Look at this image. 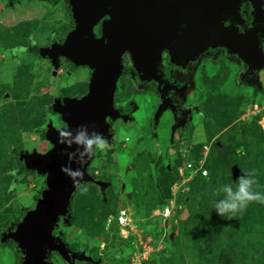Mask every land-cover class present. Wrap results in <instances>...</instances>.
Here are the masks:
<instances>
[{"label": "rangeland", "instance_id": "obj_1", "mask_svg": "<svg viewBox=\"0 0 264 264\" xmlns=\"http://www.w3.org/2000/svg\"><path fill=\"white\" fill-rule=\"evenodd\" d=\"M70 27L63 1L53 5L47 0H19L10 6L8 0H0V228L19 219L20 208H31L45 188L44 178L29 173L15 191H6L9 172L19 166L10 150H49L48 141L42 142L36 134L50 122L61 127L48 106L58 92L65 97L83 94L90 79L86 70L68 75L65 62L54 75L52 64L41 61L36 66L33 54L12 55L9 50L26 48L30 40L47 47L53 38H61L60 29ZM230 61L224 55L202 60L195 89L187 99L196 112L182 131L186 136L178 134L173 141L175 151L169 148L168 117H162L155 134L148 128L155 98L135 93L129 79L117 82L116 105L134 97L139 110L132 111L131 122L112 125L114 138L109 145L103 150L96 147L89 171L109 184L106 202L97 186L87 184L73 196L70 225L58 226L72 252H85L93 264H264V204L250 203L234 219L219 215L210 222L197 221L200 200L194 199L201 193L195 190L177 194L174 221L163 222L155 212L174 195L171 182L182 175L186 179L187 164L204 150L208 152L207 184L215 183L224 194L223 186L230 184L235 190L238 178L254 170L258 181L254 190L264 194V70L250 81L243 76L246 68ZM130 72H135L132 67ZM134 103L127 107L134 108ZM234 166L238 176L233 175ZM181 195L192 196L177 205ZM118 207L128 209L138 238L124 239L118 228L106 225L104 220ZM147 239L155 247L145 254ZM137 253L144 258L140 262ZM50 261L65 264L56 255ZM91 262L76 260L75 264ZM0 264H16L10 246H0Z\"/></svg>", "mask_w": 264, "mask_h": 264}, {"label": "water", "instance_id": "obj_2", "mask_svg": "<svg viewBox=\"0 0 264 264\" xmlns=\"http://www.w3.org/2000/svg\"><path fill=\"white\" fill-rule=\"evenodd\" d=\"M47 1L56 5L62 0ZM18 3L9 0L10 6ZM245 4L251 7L253 20L250 28L241 31L247 21ZM69 8L74 27L62 44H53L47 53L54 75L65 59L88 69L90 79L84 96L54 103L64 126L47 125L49 150L23 155V169L44 178L45 188L35 208L8 235L23 253L22 264H52L51 255L65 264L92 261L85 252H72L56 233L61 220L68 222L73 196L83 184L97 186L101 194L109 185L92 177L89 168L95 141L112 140V125L132 119L133 107L115 108L114 104L117 82L131 70L123 62L125 54L141 81L153 79L158 86L166 81L171 87L175 84L170 79L173 66L187 68L199 55L217 48L244 62L249 76L264 70V0H69ZM164 52L170 57L169 69L162 62ZM163 96L157 115L167 109ZM64 130L69 131L62 137L63 144L58 141ZM78 135L83 137L79 144L75 142ZM90 139L92 151L86 152L84 144ZM232 172L239 175L235 166Z\"/></svg>", "mask_w": 264, "mask_h": 264}, {"label": "flooded vegetation", "instance_id": "obj_3", "mask_svg": "<svg viewBox=\"0 0 264 264\" xmlns=\"http://www.w3.org/2000/svg\"><path fill=\"white\" fill-rule=\"evenodd\" d=\"M30 1H32V0H30ZM62 1L64 3L69 2V0H62ZM243 7L248 10V13H247V21H246V23L244 24V26L240 27L241 31H244V29L250 28L252 20H253L252 10H251L250 5L245 4ZM249 11H251V16H249ZM68 14H69V16L71 18V27L68 30L60 29L59 33L61 34V38L60 39L53 38L52 41L54 40V44H56V43L62 44L64 42L65 38H66V35L74 27L69 6H68ZM62 31H64V32H62ZM99 31H100L99 27H97L96 33L99 34ZM51 46L52 45H50V46L48 45L47 47H51ZM220 55H224V57L228 61L231 60L233 62V60H234V61L238 62L239 65H241L243 68H246V70H247V67H246L244 62L238 61L237 59H235V58H233L231 56H228L227 51L225 49L217 48L215 52L208 51L207 53H203V54L199 55V57L197 58V61L194 62V63H191L187 68H183V67H179V66H173V68L171 69V77H170V79H173L175 84L172 83V87H171V84L168 81H166L164 84H161V86H158V83L156 81H154L153 79L150 80V81H141L140 78H138L136 76L135 72L134 73L130 72L128 75H122L120 77V79L121 78L129 79V81L131 82L133 88L135 89V93H138L139 95L143 94V93H145V94L146 93H150L155 98L156 108L151 112V117H150V120L148 121V128L151 130L152 134H155L157 129H158L157 127L159 126L158 124H159L160 120L162 119V117H168V120H169V123H168V137H169V148H170V150L175 151V149L177 148V146H176L177 142H175V144H174L173 141L176 138L178 139V137H179L178 134H181V135L183 134L182 131L184 130L186 124L192 118L193 113L196 112V108L194 106L187 104V99L189 97L190 91L195 87L194 78H195V74H196V71H197L199 65L201 64L202 60L205 59V58H208V59H211V60H217V58H219ZM42 61H46L50 65L52 64L51 61L46 60V59H43ZM62 62H65L67 64V66H68V70H69L68 75L74 74L75 72H79V70H81V71L82 70H86V71H88V77H90V71L88 69L75 67L76 69L72 72V66H74V65L72 63L68 62L65 59H61V66H62ZM123 62L129 68L132 67V65H133V63H132V61L130 59V56L128 54H125L123 56ZM162 62H163L164 68L165 69H169L171 63H170L169 54L167 52L166 53L164 52L162 54ZM61 66H60V68H61ZM132 70H133V68H132ZM259 72L260 71H255L254 74L249 77L250 81L251 80L254 81L255 77L257 76V74ZM120 79H119V81H120ZM194 89H193V91H194ZM165 91H167V93ZM86 93H87V88H86V90H85V92L83 94H81L79 96H72L71 98H81ZM162 93H164V95H165V97L163 96L165 98L164 99L165 101L163 102L162 105L165 106L167 109L161 110L160 113H158V115H157V112L160 109V104L162 102ZM115 98H116V95L114 97L115 108L121 107L122 109H126V108H128L127 107L128 105H130L131 103H134L133 102V100H134L133 98L134 97H132V99L129 102L123 104L122 106H118V105H116ZM164 103L167 104V105H164ZM134 109H135V112H138V110H139L136 107V104L134 105ZM132 116H131V118L133 119ZM108 121H110V119H108ZM117 122H123V121L119 120ZM63 126L64 125L61 122V127L60 128H62ZM183 135L186 136V134H183ZM113 138H114V136H113ZM177 141H179V140H177ZM94 158H95V156H94ZM94 175H95L94 178H96L97 180L106 182L102 178L97 177L98 174H94ZM99 192H100V190H99ZM101 196H102V198L104 197V201L103 202H106V191H104V194H101ZM16 261H17V259H16ZM22 261H21V264H22ZM93 263L94 262H91V264H93Z\"/></svg>", "mask_w": 264, "mask_h": 264}, {"label": "trees", "instance_id": "obj_4", "mask_svg": "<svg viewBox=\"0 0 264 264\" xmlns=\"http://www.w3.org/2000/svg\"><path fill=\"white\" fill-rule=\"evenodd\" d=\"M30 1V0H29ZM67 3V6H69V2H66ZM249 16H251V11H249ZM64 32V31H62ZM54 44V40L52 41L51 45L53 46ZM50 46V45H49ZM51 46V47H52ZM50 47H41V46H38L34 40H30V45L27 46L26 48L24 47H16V48H13V49H10L9 52L14 55L16 52H24L25 54H34L35 55V65L38 66V64L40 63V61H42L43 59H46V60H49L50 61V58L48 56V53H47V49H49ZM247 67V66H246ZM75 66H72V72L75 70ZM247 70H245L243 76L244 77H250L247 72ZM71 72V73H72ZM240 83V82H239ZM245 83L247 84V81H245ZM66 98L61 92H58L53 101H52V104H50L48 106V109H49V112L56 116L58 118L59 121L62 122L61 120V117L58 116L55 111H54V103L56 101H60L62 99ZM36 134L38 135V138L40 140H42V142L45 141V137H46V129H39L36 131ZM99 140H102V138H100ZM111 143V140L110 141H107V145H109ZM10 153L15 157V159L18 161L19 163V166L13 170H11L9 172V175H10V181L7 185V192H13L16 190V187L17 185L26 177L27 174L29 173H34L36 176H39L41 177L37 172L35 171H26L25 169H23V166H22V158H23V155L25 153H27L26 151H23V150H17L15 148H12L10 150ZM201 153L202 151H200V153L196 154V155H193L194 156V163L196 164L198 159L201 158ZM208 160V154H207V157H206V161ZM204 168H207L209 170V166H206V164H204ZM93 176V175H91ZM206 177H202L201 175H198V176H195L191 182L188 184L189 186V190L187 193L185 194H188L190 191H192V193L195 192V190H198L199 193L201 194H198L194 200H200L199 201V215L198 216H195V218H197V221H200L201 218H206L209 222L210 220H212V218L214 216L217 217V219L219 218L218 214H217V211L215 210V208L213 207V202L214 201H218V200H221L224 198V194H222V190L219 191V188L218 187H215V183H211V184H207V182L209 180H205ZM209 178H210V175H209ZM174 182H171V185L173 184ZM87 184H83L80 188H82L83 186H85ZM170 185V187H171ZM198 186H201L199 187V189L197 188ZM79 188V189H80ZM78 189V190H79ZM41 194H42V191L39 193L38 197L36 198L35 201L39 200L41 198ZM192 196V195H191ZM185 197L184 198V195H181V197L183 198L182 201H180V203L177 202V205L178 204H186L188 201H189V198L191 197ZM191 199V198H190ZM169 203V200L168 201H165L164 204L160 207V209H162L163 207L167 206ZM35 204L36 202H34L33 206L31 208H23L21 207L20 208V218L17 219V220H14V221H11L9 222L8 225H6L5 227H2L0 228V246L2 247H5V246H10L11 247V250L12 252L14 253V255L16 256V264H21V261L23 260V253L19 247V245L13 241H11L9 238H8V235L14 230V228L23 221L25 215L33 210L35 208ZM72 206V204H71ZM177 213V212H176ZM71 214V213H70ZM118 214V211L116 210V212L114 214H112V216H116ZM111 215V214H110ZM109 216V215H108ZM107 216V217H108ZM177 216V214H176ZM176 216L174 218H171V221L174 220L176 218ZM161 219V218H160ZM106 225H107V218L106 220H104ZM219 221V220H218ZM71 223V216L69 217V220L68 222H64L61 220V224L65 227H68ZM56 235H61V232L58 231ZM62 239H63V236H62ZM64 241V239H63ZM155 247V245H153Z\"/></svg>", "mask_w": 264, "mask_h": 264}, {"label": "clouds", "instance_id": "obj_5", "mask_svg": "<svg viewBox=\"0 0 264 264\" xmlns=\"http://www.w3.org/2000/svg\"><path fill=\"white\" fill-rule=\"evenodd\" d=\"M82 127H85V126H82ZM67 131L69 130H64L61 132V136L58 142L64 144V140L62 139V137L64 133ZM93 135H95V133ZM75 142L78 144L82 143L83 137L78 135L75 138ZM93 143H94L93 140L91 139L87 140V142L84 144V148L86 152L92 151ZM95 143L97 144L96 145L97 149H100V150H103L107 145L106 140L95 141ZM204 169L207 172L206 175H208L207 169L206 168ZM77 174L82 176V173H77ZM244 174L245 175H242L241 177L238 178L236 182L235 190L230 184L223 186V193L225 194L224 198L213 202V207L217 211L218 215L222 217H227L228 219H234L237 214H242L247 209L250 203L256 202V203L264 204V194L254 190V186L258 184V181L255 179V175H256L255 171L253 170L251 172L244 173ZM206 175L203 177H206ZM74 186H77V185L74 184ZM86 190L87 189L85 188L84 191Z\"/></svg>", "mask_w": 264, "mask_h": 264}, {"label": "built area", "instance_id": "obj_6", "mask_svg": "<svg viewBox=\"0 0 264 264\" xmlns=\"http://www.w3.org/2000/svg\"><path fill=\"white\" fill-rule=\"evenodd\" d=\"M207 154H208V152L206 153L205 150L202 151L201 158L198 159L196 164L194 163L193 160L190 163L187 164V168L190 171L189 176L185 179L183 177V175H182L180 177V179H178V181L176 183L175 182L173 183L172 192L174 193V195H172V198L169 200L168 205L163 207L162 209H158V210L155 211V212H157L156 215H159V217L161 218V220H163V222L167 221V219H171V218H174L176 216L175 203H176L177 194L179 192L182 193V192L188 191L189 190L188 184L191 182V180L195 176L201 175L203 177V176L206 175L207 172L204 169V164L206 162ZM117 211H118V214L116 216H112V215L108 216V218H107V226H110V227L114 226V227L118 228L120 230V232H121V236L124 239H127L129 237L138 238L137 234H136L137 226L133 223V220H132V218L130 216V213L128 212V209H125L123 207H118ZM122 233H123V235H122ZM150 240H148V242H145V244L148 246V248L143 249V252L145 254H147L148 250L153 246L151 244ZM141 244L142 243H140V246L138 248L141 247ZM137 259L140 262L144 258L140 259L139 255L137 253L136 260Z\"/></svg>", "mask_w": 264, "mask_h": 264}, {"label": "crops", "instance_id": "obj_7", "mask_svg": "<svg viewBox=\"0 0 264 264\" xmlns=\"http://www.w3.org/2000/svg\"><path fill=\"white\" fill-rule=\"evenodd\" d=\"M79 73H81V71H79Z\"/></svg>", "mask_w": 264, "mask_h": 264}]
</instances>
